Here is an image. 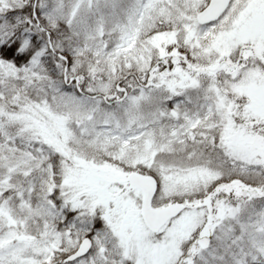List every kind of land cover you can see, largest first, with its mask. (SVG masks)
I'll list each match as a JSON object with an SVG mask.
<instances>
[{"label":"snow or ice","instance_id":"6c2138e0","mask_svg":"<svg viewBox=\"0 0 264 264\" xmlns=\"http://www.w3.org/2000/svg\"><path fill=\"white\" fill-rule=\"evenodd\" d=\"M0 264H264V0H0Z\"/></svg>","mask_w":264,"mask_h":264}]
</instances>
